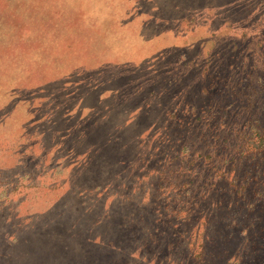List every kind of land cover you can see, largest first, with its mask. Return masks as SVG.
Instances as JSON below:
<instances>
[{
    "label": "rangeland",
    "instance_id": "rangeland-1",
    "mask_svg": "<svg viewBox=\"0 0 264 264\" xmlns=\"http://www.w3.org/2000/svg\"><path fill=\"white\" fill-rule=\"evenodd\" d=\"M0 264H264V0H0Z\"/></svg>",
    "mask_w": 264,
    "mask_h": 264
},
{
    "label": "trees",
    "instance_id": "trees-1",
    "mask_svg": "<svg viewBox=\"0 0 264 264\" xmlns=\"http://www.w3.org/2000/svg\"><path fill=\"white\" fill-rule=\"evenodd\" d=\"M247 250V249H246ZM245 260V257L243 256V257H240V258H238V263L239 262H243Z\"/></svg>",
    "mask_w": 264,
    "mask_h": 264
}]
</instances>
